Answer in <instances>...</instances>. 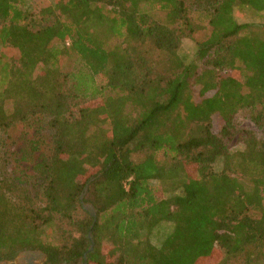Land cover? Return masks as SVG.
Here are the masks:
<instances>
[{
  "label": "trees",
  "instance_id": "trees-1",
  "mask_svg": "<svg viewBox=\"0 0 264 264\" xmlns=\"http://www.w3.org/2000/svg\"><path fill=\"white\" fill-rule=\"evenodd\" d=\"M236 5L264 10L0 0V132L34 126L29 152L49 138L34 183L0 176V261L39 250L44 264H264V141L234 122L249 109L264 123V24L239 23ZM73 57L84 71L68 70Z\"/></svg>",
  "mask_w": 264,
  "mask_h": 264
},
{
  "label": "rangeland",
  "instance_id": "rangeland-1",
  "mask_svg": "<svg viewBox=\"0 0 264 264\" xmlns=\"http://www.w3.org/2000/svg\"><path fill=\"white\" fill-rule=\"evenodd\" d=\"M49 3V0H26V4L29 5L33 9H39L40 7L46 6ZM153 11V10H152ZM153 15L155 12H152ZM159 15V14H156ZM233 15L235 19L239 23H249L252 25V29H258L261 25L264 24V10L257 11L248 6L244 5H236L233 8ZM196 47L194 42L190 38H183L181 42V46L179 49V54L186 62L195 61ZM12 53H14L12 51ZM68 70L71 71H84L83 64L80 60L73 57V59L68 61ZM99 105V102H92L87 104L89 109H92ZM258 107V106H257ZM250 110L243 109L239 110L234 116V122L238 127L246 128L253 130L258 139L264 141V123L262 125L256 124L249 117ZM223 121L216 114L212 118V130L214 132H218L220 126ZM34 126H24L23 124H16L11 130L7 133L0 132V176L2 178L19 179L20 182L26 181V183H34V179L30 177V174H33V170L31 169L35 160L42 155V150H46L47 142H49V138L46 133L42 134L39 137L40 145L36 151H28L30 148V141L33 139ZM232 149L241 148V145L235 143L236 139H232ZM43 156V155H42ZM134 159H139L140 154H134ZM221 165L216 163L214 165V169H219ZM239 177L238 174H235ZM89 204H85L84 206L89 208ZM159 229L154 232L152 240L154 243L158 242L162 237L166 234V232L170 229L169 223H162L159 225ZM27 259H31L35 264H39L44 261V255L36 252H21L19 254V258L15 260L13 264H24ZM0 264H8V262L0 261ZM206 264H211L207 262ZM228 264H244L243 258H238L237 260L231 261Z\"/></svg>",
  "mask_w": 264,
  "mask_h": 264
},
{
  "label": "flooded vegetation",
  "instance_id": "flooded-vegetation-1",
  "mask_svg": "<svg viewBox=\"0 0 264 264\" xmlns=\"http://www.w3.org/2000/svg\"><path fill=\"white\" fill-rule=\"evenodd\" d=\"M25 252H29V253H36V252H39V253H41V254L44 255V261L46 260V256H45V254H44L43 252L39 251V250H28V251H25ZM17 258H19V254L16 256V258H15L14 260H12V261H5V262H8V264H13V263H15V260H16ZM44 261H42V262L39 263V264H44ZM24 264H35V263L32 262L31 259H27V261H26Z\"/></svg>",
  "mask_w": 264,
  "mask_h": 264
},
{
  "label": "water",
  "instance_id": "water-1",
  "mask_svg": "<svg viewBox=\"0 0 264 264\" xmlns=\"http://www.w3.org/2000/svg\"><path fill=\"white\" fill-rule=\"evenodd\" d=\"M89 206V210H90V213L93 215V217H95V211L93 209V207L91 205H88ZM89 237H90V233H89ZM89 249H92V245L90 246ZM86 258V256L84 255V259ZM81 264H85L84 262H82Z\"/></svg>",
  "mask_w": 264,
  "mask_h": 264
}]
</instances>
